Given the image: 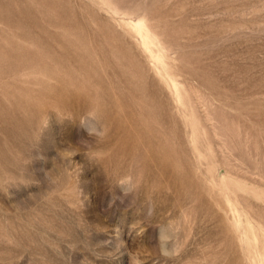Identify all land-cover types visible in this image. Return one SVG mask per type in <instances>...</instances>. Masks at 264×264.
I'll return each mask as SVG.
<instances>
[{
  "label": "rangeland",
  "instance_id": "rangeland-1",
  "mask_svg": "<svg viewBox=\"0 0 264 264\" xmlns=\"http://www.w3.org/2000/svg\"><path fill=\"white\" fill-rule=\"evenodd\" d=\"M0 264H264V0H0Z\"/></svg>",
  "mask_w": 264,
  "mask_h": 264
}]
</instances>
